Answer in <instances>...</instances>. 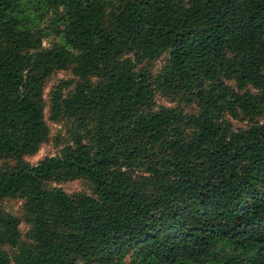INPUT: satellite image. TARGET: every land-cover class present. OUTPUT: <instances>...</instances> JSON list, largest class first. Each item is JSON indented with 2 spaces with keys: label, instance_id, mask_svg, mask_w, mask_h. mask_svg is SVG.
I'll return each mask as SVG.
<instances>
[{
  "label": "trees",
  "instance_id": "obj_1",
  "mask_svg": "<svg viewBox=\"0 0 264 264\" xmlns=\"http://www.w3.org/2000/svg\"><path fill=\"white\" fill-rule=\"evenodd\" d=\"M0 156V264H264V0H0Z\"/></svg>",
  "mask_w": 264,
  "mask_h": 264
},
{
  "label": "rangeland",
  "instance_id": "obj_2",
  "mask_svg": "<svg viewBox=\"0 0 264 264\" xmlns=\"http://www.w3.org/2000/svg\"><path fill=\"white\" fill-rule=\"evenodd\" d=\"M48 15L44 16L41 19V23H45L44 21ZM43 43H46V40H43ZM163 62V57L159 56L155 59H152L149 64L146 66L152 71L155 72L156 69ZM70 79L72 82L69 86L63 88V93L66 94L68 89L73 85L75 80L77 79L74 76L69 68H56L53 69L44 79L43 82V98H44V112H45V121L48 126V136L47 138L39 143L35 150L31 153L24 154L23 157L29 161L34 162L38 158H40L44 154H53L57 151V149L64 144L66 141L70 139V134L72 129L77 125L76 121L68 117L66 115H60L56 119L47 118V105H48V94L58 81V79ZM154 97L156 103H165V104H175V97L172 95H164L160 90L155 89ZM177 103V101H176ZM182 108L185 112H192L195 110L196 106L194 102H190L187 104H181ZM232 123L236 125H245L247 122L246 118L237 117L231 119ZM5 158L0 156V163ZM49 185H60L62 186L68 193L72 194L78 191H83L89 194L93 193L92 186L90 182L81 177H69V178H54L47 182ZM21 204L22 199L16 194H9L0 197V206L5 210H8L20 217L18 228L20 230L21 235H23L27 229V223L21 217ZM0 246L11 249L7 245L0 244ZM8 264H13L12 261H9ZM121 264H126V259L123 258Z\"/></svg>",
  "mask_w": 264,
  "mask_h": 264
}]
</instances>
